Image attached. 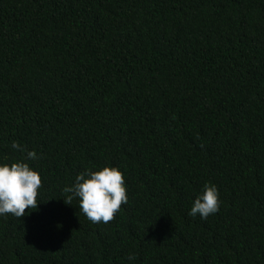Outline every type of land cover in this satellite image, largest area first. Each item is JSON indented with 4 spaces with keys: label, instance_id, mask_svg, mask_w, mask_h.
I'll list each match as a JSON object with an SVG mask.
<instances>
[{
    "label": "trees",
    "instance_id": "obj_1",
    "mask_svg": "<svg viewBox=\"0 0 264 264\" xmlns=\"http://www.w3.org/2000/svg\"><path fill=\"white\" fill-rule=\"evenodd\" d=\"M18 160L43 186L0 215V264H264V0H0ZM105 166L128 202L92 223L63 189ZM206 183L219 211L190 216Z\"/></svg>",
    "mask_w": 264,
    "mask_h": 264
},
{
    "label": "clouds",
    "instance_id": "obj_2",
    "mask_svg": "<svg viewBox=\"0 0 264 264\" xmlns=\"http://www.w3.org/2000/svg\"><path fill=\"white\" fill-rule=\"evenodd\" d=\"M12 148L27 151L19 142L14 141ZM26 160L38 159L37 153L27 151ZM42 178L38 170L30 167L24 160L12 163H0V215L11 214L16 218L26 215V210L39 207L38 189L42 187ZM66 204H73L74 197L79 198V209L92 223H109L128 202L125 175L118 167L105 166L99 170L81 172L71 187H64ZM219 189L215 184L206 183L204 191L191 207L190 216L199 215L207 219L219 211ZM129 260L136 259L134 254Z\"/></svg>",
    "mask_w": 264,
    "mask_h": 264
}]
</instances>
